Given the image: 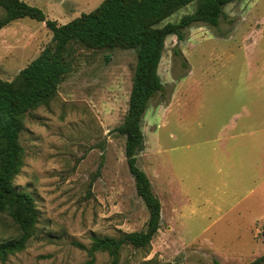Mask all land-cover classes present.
<instances>
[{
	"label": "rangeland",
	"instance_id": "rangeland-1",
	"mask_svg": "<svg viewBox=\"0 0 264 264\" xmlns=\"http://www.w3.org/2000/svg\"><path fill=\"white\" fill-rule=\"evenodd\" d=\"M67 24L104 0H22ZM197 3L160 24L179 23ZM217 28L197 23L170 36L159 68L165 86L143 120L137 155L162 204L151 247L126 246L119 264H250L264 254V0H235ZM45 23L23 18L0 31V79L12 81L52 43ZM176 50L180 54H176ZM71 72L56 97L29 112L14 180L33 196L37 231L0 264H87L93 237L146 231L117 132L129 108L137 53L71 44ZM21 234L0 214V242ZM96 253L94 264H111Z\"/></svg>",
	"mask_w": 264,
	"mask_h": 264
},
{
	"label": "trees",
	"instance_id": "trees-1",
	"mask_svg": "<svg viewBox=\"0 0 264 264\" xmlns=\"http://www.w3.org/2000/svg\"><path fill=\"white\" fill-rule=\"evenodd\" d=\"M235 0H104L90 13L67 24L49 20L43 10L22 0H0V31L19 19L30 18L46 24L53 33L52 43L38 58L24 68L14 80L0 79V214H6L20 231V238L0 242V261L6 263L26 250L37 231L39 215L32 195L19 192L14 180L23 165L24 149L20 136L27 114L48 105L72 65L66 60L71 44L91 50L115 48L135 50L137 65L123 123L116 129L126 137V158L139 197L149 211L146 231L125 234L120 238L93 237L89 250L94 264L96 253H108L111 264H119L126 246L151 247L161 228L162 204L152 182L138 166L137 155L145 146L143 120L151 101L164 92L159 68L168 37L185 40V32L194 24L214 28L226 17L225 7ZM197 3L196 10L179 23L160 24L178 11ZM176 54L180 51L176 50ZM264 243V231H263ZM250 264H264V254Z\"/></svg>",
	"mask_w": 264,
	"mask_h": 264
}]
</instances>
